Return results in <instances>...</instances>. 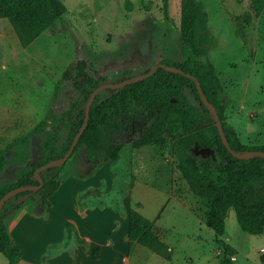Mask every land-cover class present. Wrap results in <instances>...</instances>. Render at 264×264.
<instances>
[{
	"label": "trees",
	"instance_id": "1",
	"mask_svg": "<svg viewBox=\"0 0 264 264\" xmlns=\"http://www.w3.org/2000/svg\"><path fill=\"white\" fill-rule=\"evenodd\" d=\"M261 5L262 0H255L257 11ZM65 12L66 6L61 0H0V18L9 22L23 47L31 44L43 31L53 29ZM163 14L167 19L168 0H163ZM207 20V12L200 1L182 0L181 61H162L165 65L181 68L193 78L157 67L153 74L142 80L119 88L102 89L94 97L86 128L70 157L61 165L39 172L43 181L39 189L23 190L5 200L0 208V253L6 257V264H17L21 257L22 248L11 242L7 226L19 210L25 208L43 213L64 171L87 176L100 164L117 161L127 144L132 149L143 146L161 149L168 142L171 143L176 169L187 187L183 197L188 200L195 214L214 231L221 246L220 264H233L231 257L235 250L223 239L229 209L234 211L242 231L253 235L264 232V157L237 158L229 152L220 138L213 115L202 103L196 88L195 79L216 109L231 149L242 153L264 151V144L242 143L235 130L224 120L226 98L223 86L205 53L204 44L208 42ZM150 68L139 67L110 78H95L87 71V62L80 59L66 70L63 79L77 92L66 110L58 117L53 115L51 121L39 120L0 149V174L9 166L15 171L13 181H4L0 185V198L18 186L38 185L35 169L50 160L63 157L84 121L85 104L94 88L103 83H119L146 73ZM139 122L141 125L135 127ZM37 136L42 137L40 159H35L31 150L32 141ZM206 148L213 153H206ZM79 150L83 153L82 163H72ZM133 156L139 160V153ZM138 160H135L136 164L140 165ZM167 190L173 189L167 187ZM36 193L40 196L41 204L32 210L26 207V203ZM108 194V191L98 188L87 189L79 194L77 204L83 209L91 204L94 197L103 199L109 197ZM193 199L196 207L192 203ZM119 200L114 199L117 203ZM128 217L129 249L134 243H139L169 259L168 247L151 232L149 220L135 209L129 210ZM65 238L63 245L67 244L69 238L77 243L84 242L71 222L65 224ZM59 247L60 244H50L46 254ZM93 256L96 257V253Z\"/></svg>",
	"mask_w": 264,
	"mask_h": 264
},
{
	"label": "rangeland",
	"instance_id": "2",
	"mask_svg": "<svg viewBox=\"0 0 264 264\" xmlns=\"http://www.w3.org/2000/svg\"><path fill=\"white\" fill-rule=\"evenodd\" d=\"M61 1L66 12L55 27L43 31L26 47L21 46L9 22L0 18V149L39 120L51 121L53 115L58 117L66 110L77 92L63 74L80 59L87 62V71L95 78H110L164 59L181 61L182 0H168L167 19L163 0ZM198 1L208 15V42L204 47L223 86L224 120L242 143L264 144V0L259 11L255 0ZM41 142V136L32 141L35 159L42 155ZM136 153L139 160L133 156ZM82 155L79 150L72 163H82ZM112 169L115 182L124 187L137 178L161 188L171 187L184 197L187 193L169 142L161 149H132L127 144ZM14 179V168L9 166L0 174V185ZM114 189L108 190L106 199L115 205L118 195ZM39 204L36 193L26 207L36 210ZM225 228L238 249L232 255L235 258L231 257L233 264H264L260 249L264 248V232L253 235L242 231L232 209L227 213ZM146 249L152 256L147 264L166 263ZM6 262L0 253V264Z\"/></svg>",
	"mask_w": 264,
	"mask_h": 264
},
{
	"label": "crops",
	"instance_id": "3",
	"mask_svg": "<svg viewBox=\"0 0 264 264\" xmlns=\"http://www.w3.org/2000/svg\"><path fill=\"white\" fill-rule=\"evenodd\" d=\"M112 164H100L87 176L64 171L43 213L23 208L8 221L11 242L22 248L17 264H147L152 257L147 247L134 243L129 249L130 209L148 219L151 232L168 247L169 259L148 248L165 264H220L221 246L214 231L195 214L187 199L174 190L137 178L124 187L115 182ZM96 188L112 192L116 188L119 202L114 201V205L108 197L97 196L81 209L77 204L79 194ZM67 222L74 225L83 243L69 238L63 245ZM223 239L237 253L226 228ZM53 243L60 247L47 255V248ZM43 256L46 257L42 259Z\"/></svg>",
	"mask_w": 264,
	"mask_h": 264
},
{
	"label": "water",
	"instance_id": "4",
	"mask_svg": "<svg viewBox=\"0 0 264 264\" xmlns=\"http://www.w3.org/2000/svg\"><path fill=\"white\" fill-rule=\"evenodd\" d=\"M157 67H162V68H164V69H166L168 71H172V72L179 73V74H182V75H186L187 77L193 78V76L191 74L185 73L181 68H178V67L173 66V65H165L164 63H156V64L152 65L151 68L149 69V71H147L146 73L127 78V79H125V80H123V81H121L119 83H103V84L97 86L96 88H94L92 90V92L90 93V95H89V97H88V99L86 101V104H85V118H84V121H83L82 125L80 126L79 130L77 131V133L75 134L70 147L68 148L66 153L63 155V157L55 159V160H50V161L44 163L43 165H41V166H39L38 168L35 169L34 174H35V177L38 179V182H39L38 185L18 186L16 188H13V189L9 190L8 192H6L0 198V208L4 205L5 200L7 198H9L10 196H12V195H14V194H16V193H18L20 191H23V190H37V189H39L42 186V183H43L39 172L41 170H43L45 168H48V167H51V166L61 165L70 157L75 145L77 144L79 136L82 134V132L86 128L87 118H88V115H89L90 106H91V104H92V102L94 100L95 95L99 91H101L102 89H105V88H119V87L125 86L126 84L142 80L145 77H148L151 74H153ZM195 83H196V88H197L198 94H199V96L201 98V101L207 107V109L210 111V113L213 115L214 121H215V126H216V128L218 130L220 138H221L223 144L226 147H228L229 152L233 156H235L237 158H250V157H253V156L264 157V151L263 150H254V151H247V152H243L242 153V152L234 151L233 149H231L228 146V140H227V137H226L225 132L223 130L222 122H221V120L219 118V115H218L216 109L208 101V99L205 96L201 86L199 85V83H198V81L196 79H195ZM172 101L174 102L175 99H172ZM201 124H203V123H201ZM205 151L208 154H212L213 153L212 150H210L208 148H206Z\"/></svg>",
	"mask_w": 264,
	"mask_h": 264
},
{
	"label": "built area",
	"instance_id": "5",
	"mask_svg": "<svg viewBox=\"0 0 264 264\" xmlns=\"http://www.w3.org/2000/svg\"><path fill=\"white\" fill-rule=\"evenodd\" d=\"M261 252L264 254V248H261Z\"/></svg>",
	"mask_w": 264,
	"mask_h": 264
},
{
	"label": "flooded vegetation",
	"instance_id": "6",
	"mask_svg": "<svg viewBox=\"0 0 264 264\" xmlns=\"http://www.w3.org/2000/svg\"><path fill=\"white\" fill-rule=\"evenodd\" d=\"M130 70H132V69H130Z\"/></svg>",
	"mask_w": 264,
	"mask_h": 264
}]
</instances>
